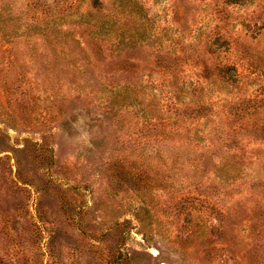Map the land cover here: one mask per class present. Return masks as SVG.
Listing matches in <instances>:
<instances>
[{
    "label": "rangeland",
    "instance_id": "rangeland-1",
    "mask_svg": "<svg viewBox=\"0 0 264 264\" xmlns=\"http://www.w3.org/2000/svg\"><path fill=\"white\" fill-rule=\"evenodd\" d=\"M35 1L0 0V264H107L117 254L120 264H231L232 248L223 236L198 239L185 230L175 197L146 198V150L137 147L143 129L141 118L136 124L133 117L131 74H146L152 52H135L141 60L134 64L137 72L124 70L117 59L89 67L82 48L63 30L56 37L66 39L71 54L36 51L34 20L30 37H20L25 12L33 16L28 4ZM225 2L140 0L139 17L145 24L146 16L153 18V32H166L165 41L175 39L178 25L187 34L192 24L219 23L218 16L203 21L216 6L228 12L236 35L244 32L240 24L264 21V0L243 6ZM84 7L92 16L90 4ZM172 7L186 15L175 16ZM170 23L173 28L167 29ZM129 24L121 25L130 29ZM244 39L241 35L249 46ZM260 58L264 65L263 53ZM254 89L237 98H248ZM245 168L252 175L263 172L262 163ZM135 173L141 176L139 190L130 180ZM242 205L234 202L223 215L225 228L250 218ZM252 219L258 234L264 215ZM202 224L210 231L216 222L204 217ZM246 234L264 258V233ZM194 242L197 253L189 246Z\"/></svg>",
    "mask_w": 264,
    "mask_h": 264
},
{
    "label": "trees",
    "instance_id": "trees-1",
    "mask_svg": "<svg viewBox=\"0 0 264 264\" xmlns=\"http://www.w3.org/2000/svg\"><path fill=\"white\" fill-rule=\"evenodd\" d=\"M253 2L226 0L224 5ZM87 3L92 16L85 15L90 12L84 7ZM28 6L33 16L25 12L20 37H30L34 20L31 41L36 51L71 54L66 39L56 37L63 30L82 48L89 67L117 59L123 61L124 70L137 72L134 64L141 60L135 52H152L146 74H131L133 117L136 124L141 118L143 129L137 147L146 150V198L152 194L175 197L185 230L198 239L223 236L232 248L227 253L231 264H243V259L247 264H264L258 246H249L253 237L246 234L264 233V222L258 234L251 223L254 214L264 215V65L260 58L264 21L240 24L244 32L236 35L228 12L216 6L203 21L218 16L219 23L192 24L187 34L186 27L178 25L175 39L165 41L161 38L166 32H153V18L146 16L145 24L139 17L140 0H36ZM170 9L164 6L166 15ZM172 12L186 15L173 7ZM123 20L133 23L130 29L121 25ZM142 35L146 37L139 38ZM241 35L251 41L249 46L240 40ZM155 76L160 77L159 83ZM248 87L256 89L248 98H237ZM218 93L226 97L218 99ZM256 163L263 164V172L248 173L245 165ZM130 180L139 190L141 176L135 173ZM234 202L243 204L251 216L225 228L223 215L232 211ZM204 217L216 222L210 231L202 224ZM196 244H189L194 253ZM109 258L107 264L121 263L120 254Z\"/></svg>",
    "mask_w": 264,
    "mask_h": 264
}]
</instances>
